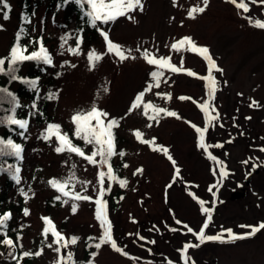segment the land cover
<instances>
[{
  "label": "rangeland",
  "instance_id": "rangeland-1",
  "mask_svg": "<svg viewBox=\"0 0 264 264\" xmlns=\"http://www.w3.org/2000/svg\"><path fill=\"white\" fill-rule=\"evenodd\" d=\"M29 1L35 6L28 25L38 38V45L43 44L48 51L52 64L38 80L39 97L32 94L24 98L25 104L36 107L23 143L27 173L19 185L27 188L29 212L24 218L22 242L35 255L40 249L46 216L51 217L53 228L65 239L80 237L72 252L71 245L60 247L57 252L58 246L48 238L32 264H65L64 257L69 252L72 258H82L83 239L93 237L99 242L102 235L94 201L100 189L98 173L105 168L74 153H57L55 136L41 139L48 122L54 123L74 145L90 155L94 145L75 136L71 118L93 105L108 114L107 120L118 122V148L124 156L115 157L113 164L124 162L120 175L127 181L121 187L105 178L104 187L110 183L111 188L103 197L113 241L122 252L103 244L96 250L94 264H184V245L199 241L183 225L199 232L207 219L200 200L206 202L204 207L212 208L206 235L228 228L235 234H244L250 228L240 225L264 223V29L253 26L256 20L264 22V3L244 0L249 9L244 12L236 6L241 0H209L203 13L189 18V10L202 7V0H142V11L136 9L114 22L93 27L84 13L85 6L82 12L73 4L61 7L62 0ZM7 3L10 11L0 8V55L8 54L20 17L28 15L22 10L24 0ZM5 11L8 19H4ZM101 30L107 31L113 43L130 50L128 59L121 61L115 52L107 51ZM184 37L207 47L222 70L211 73L217 84L210 101L215 112L210 111L209 115L217 118L207 125V150L199 147L195 127L206 126L205 113L199 105L209 101L208 81L204 79L209 76L208 64L197 53L172 49L171 45ZM69 49H78V54ZM93 50L103 58L90 70L88 54ZM145 51L150 58H170L177 67L183 59V67L196 76L157 69L144 59ZM158 70L163 73L159 87L146 91L154 84L151 72ZM28 72L25 66L22 73ZM14 88H18L17 83ZM140 93H144L141 106L129 111ZM182 96L190 99H179ZM146 104L176 112L180 118L161 114L152 119L154 114L151 109L145 111ZM137 131L144 138L153 139L157 149L166 147L175 166L163 152L138 141ZM211 157L223 162L225 178H221L219 165ZM31 171L35 173L32 182ZM51 180L68 181L66 189L70 194L91 199L73 201L71 195L65 197L57 191L49 183ZM213 185L219 191H209ZM187 256L188 264H264V229L231 243L205 242L199 248H190ZM0 261L4 262L3 248Z\"/></svg>",
  "mask_w": 264,
  "mask_h": 264
},
{
  "label": "snow or ice",
  "instance_id": "snow-or-ice-1",
  "mask_svg": "<svg viewBox=\"0 0 264 264\" xmlns=\"http://www.w3.org/2000/svg\"><path fill=\"white\" fill-rule=\"evenodd\" d=\"M65 3H68L69 0H64ZM73 2L77 3L81 6H86L87 11L85 12V15L87 16L89 22L92 24L93 27H96L98 24H108L109 22H114L119 17L127 16L129 13L133 12L136 9L143 10V4L142 0H73ZM175 2V0H174ZM203 6L202 7H194L189 10L188 16L189 18H195L196 13H203L205 9L208 6L209 0H202ZM228 2L236 3V0H228ZM252 2H256V0H252ZM261 3H264V0H260ZM238 8L243 9L244 12H248L249 9L244 3V0H241L239 4L236 5ZM0 8L7 9L10 11V6L7 3V0H0ZM4 19H8V12L5 11L3 13ZM131 19V17H129ZM27 22V20L25 21ZM251 22V21H250ZM255 27H259L264 29V22L256 20L253 24ZM24 34V29L21 28L20 31L17 33V41L18 43L16 46L12 47L10 50L9 57L7 60L0 58V73H3L5 71V65H7V72L10 75V78L12 80L17 79V76L14 74L18 70V65L25 62V61H41L45 65H51L52 64V58L48 54V51L43 47L41 44L38 51H32L30 54H25L26 49L19 43L21 36ZM100 35L103 37L107 51L109 53L115 52V55L119 58V60L124 61L125 59H128L130 56V50L122 49L120 45L113 43L107 31L101 30ZM63 40H67V37L62 38ZM80 41L77 39V45H79ZM172 49L176 51H180L181 49H185L194 53L199 54L208 64L209 69V76L204 77L208 81V87H209V101H206L199 105L202 111L205 113L206 121H205V127L203 129L199 127H195V131L199 135V147L202 149L207 150V146L205 145V132L208 131V123L211 120L216 119L215 116H210L209 112H215V109L212 107L210 101L213 98V93L216 91V84L217 81L212 77L211 73L213 70L215 71H222L217 67L215 64L212 56L209 53V49L207 47L198 46L191 37H184L177 41L176 43H173L171 45ZM70 52L73 54H78V49H69ZM139 51V49H137ZM126 52L128 55H126ZM144 59L147 61L148 64L156 66L157 69H167L170 70L172 73H180V72H186L189 76H196V73H194L191 70H187L183 67L184 61L181 59V66L177 67L173 65L170 62V58H156L151 57L147 51L143 53ZM102 55L98 54L95 50L89 52L88 54V61H89V67L90 70L92 67H94L96 62H99L102 59ZM134 58V57H133ZM75 67V65H72ZM151 78L154 81V84H150L148 86V89L146 91L151 90L152 87H159V83L161 80V77L163 73L161 71H153L151 72ZM25 83L30 84L33 88H36L37 81H24ZM107 91V89H105ZM0 93H6L7 96L11 97L12 101L14 102V106L11 111L13 115L6 116V122L8 125H15L19 129L22 130L20 133L23 135V132L27 130L28 121L25 119H17L15 116V108L19 107L20 105L18 103H15L16 98L13 96L11 92H7L6 89H0ZM144 93H140L136 96L135 102L132 104L129 111L132 109L138 108L141 106V100ZM170 98V97H169ZM181 100H187L190 99V97H179ZM253 104L255 102L253 101ZM35 108L36 106L33 105ZM145 111L147 112L148 109H151L152 113L154 114L152 119L159 117L161 114L170 116V117H176V112L168 111L161 107H156L154 105L146 104L144 105ZM108 114L102 110H99L95 105L91 107L88 111H80L77 112L72 116V122L75 125V136L79 139H82L85 144H92L94 145L93 151L90 155H86L84 151L74 145L72 141L69 139L67 134H63L60 132V126L57 124H48L46 132L42 134V138L45 140L51 139L53 136H55V139L57 141V147L55 148V151L57 153H62L67 151L68 153H74L80 157H83L85 160H87L91 164H99L101 166L107 165V172L100 171L98 173V178L100 182V189L98 192V197L94 201L96 205L95 209V216L97 221H99L101 229H102V235L99 238V242L95 244H89V247H95L97 251L101 248L103 244H110L113 250L117 252H122V249L118 248L116 243L113 241L112 237V224L109 221L108 218V210H107V202L104 200V195L106 191H110L111 185L109 183L108 188L104 187L105 178H107L110 182L116 181L117 177L113 173V168L110 165V159L113 157V155L116 154L115 151V137L113 133V129L118 126V122L116 119L107 120ZM107 120V123L105 121ZM93 121L95 123H93ZM137 138L141 137V133L137 131L135 133ZM143 143H153L152 141H142ZM231 142V141H229ZM222 145H216V147H221ZM6 149H10L11 152H6ZM161 152H163L165 155H167L168 159L172 161L173 165L175 166L176 161L172 158L171 155H169V150L166 147H161L157 149ZM22 148L20 144L14 143L12 139H8L7 141L0 140V155H8L12 154L17 159L20 158ZM261 151H264V149H261ZM121 157L124 156L123 152L118 153ZM99 157V160L96 158ZM213 161H215L220 168L219 175L221 178H225L227 176V172L225 171L224 165L222 161L216 160L215 157H211ZM127 167V165H124ZM253 168H255V165H253ZM138 172L142 171V169H138ZM177 173L179 172V168L176 169ZM19 172L20 169L17 167L15 169L16 175L13 177L17 183L20 182L19 180ZM215 174V173H214ZM49 183L57 189L63 196L67 197L71 195V198L73 201H79L84 200L88 201L91 199V197L87 195H78V194H70L65 189L68 187V181H58V180H51ZM127 181L124 179L119 180V184L121 187H124L126 185ZM213 188H216L217 191H219V188L217 185H213L211 188H209V191H212ZM215 197V193L213 194ZM60 197H57L59 199ZM67 202V201H65ZM201 205V211L202 213L206 214L207 219L204 221L203 225L200 227L199 232H194V230L189 227L187 224H184L183 227L187 229L188 233H192L196 240L199 241V243L193 244V243H187L184 245L183 249L181 250V258L184 260V264H188L189 257L187 256L188 250L190 248H199L201 244H204L208 241H215L220 243H231L235 242L236 240L240 239H246L250 236L255 235L257 232L264 229V223H260L258 226H251V225H240L241 228H250L249 232H246L244 234H235L231 228L228 229H222L221 232L215 234V235H206L205 230L208 229L211 221H212V208H206L204 207V204L206 203L203 200L199 201ZM215 205L213 204V207ZM72 211L75 213L77 211V204L74 202L72 204ZM25 215H28V210L25 209ZM10 219V213H4L3 215H0V229H3L6 227V222ZM45 225H51V221L47 218H43ZM178 224L181 223L180 221H176ZM172 231H176V229H172ZM49 232V227H45L43 230V234L47 237V234ZM51 235L53 237V243L60 245L56 248V251H60V247L66 246V244H76L78 237H72L70 240L66 242V244L61 245L60 242L65 240V237L59 232L56 231L54 228L52 229ZM226 237V239H225ZM95 238L89 237V240H93ZM4 244L11 246L12 240L5 238L3 241ZM154 243V242H153ZM51 246V245H49ZM96 252L92 253L93 258L96 256ZM123 254V253H122ZM32 255V253L25 252L24 256ZM36 256L41 255L40 251H37L35 253ZM65 264H72V253L69 252L67 255V260ZM88 264H91V261L88 262ZM194 264V262H193Z\"/></svg>",
  "mask_w": 264,
  "mask_h": 264
},
{
  "label": "trees",
  "instance_id": "trees-1",
  "mask_svg": "<svg viewBox=\"0 0 264 264\" xmlns=\"http://www.w3.org/2000/svg\"><path fill=\"white\" fill-rule=\"evenodd\" d=\"M55 1V0H54ZM67 4H73V7L76 8V10H81L84 12V6L78 5L77 3L73 2V0H69L68 3H65L64 0L61 1V7L65 8L68 7ZM35 6V2H30L29 0H24V4L22 7V10L28 11V15L22 14L20 17V23L19 27L17 28V32L15 35V38L11 44L10 50L12 47L16 46L18 43L17 41V33L20 31L21 28L24 29V34L21 36V39L19 43L26 49L25 54H30L32 51H38L40 45H38L39 40L37 37L33 36L30 30L29 21L31 18L32 8ZM86 7V6H85ZM22 11V12H23ZM85 13V12H84ZM27 20V22H25ZM44 47V46H43ZM45 48V47H44ZM46 49V48H45ZM10 50L7 55H0V58H3L7 60L10 54ZM27 66L28 68V74H23L22 71L24 67ZM48 66L42 63L41 61H25L18 65V70L14 73L17 76V79L12 80L10 78V75L7 72V65H5V71L3 73H0V89H6L7 92H11L13 96L16 98L15 103H18L20 106L15 108V116L17 119H25L28 121L27 130L23 132V135L20 133L22 132L21 129H19L15 125H8L6 122V116L13 115L10 109L13 108L14 102L12 101L11 97L7 96L6 93H0V140L7 141L8 139H12L14 143L20 144L22 151L20 154V158L17 159L14 155L8 154V155H0V215H3L4 213H10V219L6 222V227L3 229H0V251L3 248L4 250V262L0 261V264H32V261L35 258V255H29L24 256L25 252L32 253L29 249H26L24 247V244L22 242V235L23 230L25 228V209L28 210L26 202L28 201L27 197V188H25L23 185H19L17 181L13 178L16 173L15 169L18 167L20 169L19 172V180H21L22 177H24L27 173L26 166H25V160H24V154H23V143L27 138L28 130L31 126L32 117L34 115V108L30 106V104H25L24 98L29 97L32 94L36 95L40 93V88L38 85V80L40 77H42V74H45L48 71ZM37 77H33L34 75ZM37 81L36 88H33L30 84L25 83L24 81ZM18 84V88H14V84ZM155 106V105H154ZM157 107V106H156ZM90 110V109H89ZM41 112H44V110H40ZM88 111V110H87ZM111 120V119H109ZM93 123H95L93 121ZM107 123V122H106ZM48 124H52L48 122ZM117 127L113 129L114 137H115V151L116 154L113 155L110 159V165L113 166L115 169V175L117 177V182L119 183V180L122 179L120 175V170L124 164L121 163L119 165L113 164V159L118 153H120V149L118 148L120 138L117 134ZM47 127L43 130V133L46 132ZM42 133V134H43ZM136 136V135H135ZM41 139L46 141L45 139ZM136 139L140 142L142 141H152L153 139L140 137ZM143 143V142H142ZM147 144L151 149L157 150V145L153 143H145ZM6 152H11L10 149H6ZM83 158V157H82ZM105 168V172H107V165L102 166ZM34 171H31L29 181L32 182V178L34 176ZM68 191L67 189H65ZM69 192V191H68ZM29 212V211H28ZM48 220L51 221V225H45L44 219H43V227L41 229V245L40 249L38 251L42 252V245H45V241L51 237L52 243H53V237L51 235L52 229H53V222L51 220V217L46 216ZM45 227H49V232L47 234V237L43 234V230ZM72 237H78V235L70 236L69 239H65L64 241H61L60 244L64 245L68 240H70ZM11 239L12 245L8 246L3 243L4 239ZM76 244H66L73 246L74 251L77 247ZM98 242H95L94 240H89V237H85L83 239V257L82 258H72V264H88L89 261H91V264H94L93 262V252H97L95 247H89V244H95ZM55 244V243H53ZM57 245V244H55ZM59 246V245H57ZM66 247V246H62ZM64 260H67V257H64Z\"/></svg>",
  "mask_w": 264,
  "mask_h": 264
}]
</instances>
